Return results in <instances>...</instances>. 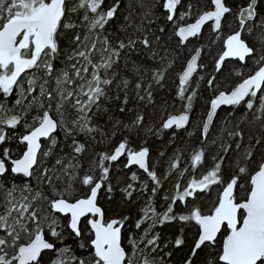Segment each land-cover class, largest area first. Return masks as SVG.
I'll return each instance as SVG.
<instances>
[{"label":"snow or ice","instance_id":"6c2138e0","mask_svg":"<svg viewBox=\"0 0 264 264\" xmlns=\"http://www.w3.org/2000/svg\"><path fill=\"white\" fill-rule=\"evenodd\" d=\"M0 264H264V0H0Z\"/></svg>","mask_w":264,"mask_h":264}]
</instances>
